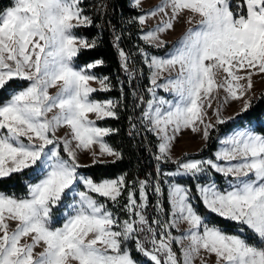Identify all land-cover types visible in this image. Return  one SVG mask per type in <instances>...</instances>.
Segmentation results:
<instances>
[{
    "label": "snow or ice",
    "instance_id": "obj_1",
    "mask_svg": "<svg viewBox=\"0 0 264 264\" xmlns=\"http://www.w3.org/2000/svg\"><path fill=\"white\" fill-rule=\"evenodd\" d=\"M82 4L12 0L0 11V179L19 174L26 188L21 195L0 191V264H264V128L249 122L218 137L212 157L173 156L185 130L207 145L217 125L252 106V77L264 74V0H160L128 22L139 25L145 45L167 49L163 55L138 45L126 51L122 31L108 22L133 88L132 108L139 109L128 116L127 134L155 138L148 150L156 164L154 176L123 172L99 181L81 173L88 166L79 156L90 154L93 165L123 161V150L107 139L120 129L97 121L119 120L127 97L119 77L120 99L92 96L114 85L93 71L102 58L77 63L98 47L104 29ZM131 6L140 9L141 0ZM185 17L188 27L169 47L162 35ZM92 26L101 30L97 36L77 34ZM137 56L149 73L147 99L133 86L143 75ZM233 101L242 107L224 117ZM168 163L175 169L164 171ZM185 179L195 181V192Z\"/></svg>",
    "mask_w": 264,
    "mask_h": 264
},
{
    "label": "trees",
    "instance_id": "obj_2",
    "mask_svg": "<svg viewBox=\"0 0 264 264\" xmlns=\"http://www.w3.org/2000/svg\"><path fill=\"white\" fill-rule=\"evenodd\" d=\"M86 0H83L82 6H86ZM238 0H234V3ZM12 4V0H0V11L6 9ZM85 13L93 17L95 23L103 24L104 29L102 31L101 43L93 50H85L81 55L78 64H83L84 62H91L95 59L102 58L104 60L103 66H98L93 71L98 76H109L111 82L114 85L113 89L110 92H100L97 91L92 94L93 98L96 100H106L113 99L117 100L121 97V86L117 82V77L123 82V92L126 95L127 99L122 102L121 107L118 109L120 119H106L102 121H97V124L101 127H112L120 129L118 134L112 135L107 138L108 143L114 147L120 148L124 152V159L121 162L105 163V164H95L92 162L85 164L88 167L81 168L80 171L82 174L91 176L97 181L104 178H114L120 175L123 172L130 173L129 179H132L135 176L144 178L146 174L152 173L155 175V164L156 162L152 158L151 152L148 150L150 146L153 150L155 148V138L151 134H145L141 132L134 140L130 139L128 136V116L138 115L139 109L132 108V91L133 88L129 87L128 81L123 72L120 71L119 61L116 53V49L112 44V34L111 28L108 25V22L111 21V24L116 26V31L123 33L120 46L126 51L135 52L136 46L144 47L151 54L163 55L164 51L167 49H155L150 48L144 44L142 40L139 39L140 27L135 23H129L133 17L138 16L141 9H136L131 6L130 0H107L104 11L100 15H92L90 9L84 8ZM106 12V14H105ZM101 30L92 26L88 29H79L77 30L78 35H84L88 38L97 36ZM173 42H168V46L171 47ZM137 68H142L143 75H138L137 79L133 82V86L138 87L141 94L145 98H150L145 89L149 86L148 84V69L142 64L140 58L136 57ZM159 94H162L159 91ZM126 105V107H125ZM235 116V115H234ZM255 127L257 131H260L264 128V89L258 91V93L252 97V106L246 112L241 113L235 120H227L225 124L217 125L216 129L211 131L210 139L207 142V145L204 144L199 148L197 152L188 154L191 158H208L212 157V154L217 148L218 137H221L232 130H235L237 127L249 126ZM183 156V155H182ZM180 156V157H182ZM163 170H174L175 165L168 163L162 166ZM24 177L19 174H14L12 178L0 179V191H5L9 194L15 193L16 195H21L26 191V188L23 183ZM218 180L223 184V178L218 177ZM187 186H190L195 192V181H188L185 179L183 181ZM166 195V194H165ZM126 197V193H125ZM102 199V198H101ZM123 200V198H122ZM165 206L167 202L165 200ZM199 210L201 213H204V208L202 204H198ZM121 219L125 218L124 213H120ZM212 221H219L222 227H225L228 231H232L231 223L225 222L215 215H210L209 217ZM137 255L136 253H133Z\"/></svg>",
    "mask_w": 264,
    "mask_h": 264
},
{
    "label": "rangeland",
    "instance_id": "obj_3",
    "mask_svg": "<svg viewBox=\"0 0 264 264\" xmlns=\"http://www.w3.org/2000/svg\"><path fill=\"white\" fill-rule=\"evenodd\" d=\"M86 1H87L86 6H84V8L88 7L90 9L92 15H100L104 11L107 0H86ZM131 2H132V0H130V4H131ZM159 2H160V0H141V8L140 9L143 11H147L148 9L157 5ZM101 6H104V8L102 9ZM197 19H198V17H197ZM158 21H159V17L149 19L147 21V24L145 25L144 31H147L148 29L153 28L158 23ZM187 27H188V24L186 23V17H185L184 19H181V21L179 23L176 24L174 31H169V32L163 34L162 38L165 39L167 42H175V40L182 35L183 31L186 30ZM164 75L167 76L168 74L165 73ZM173 75H174V73H173ZM92 86L98 87V85H96V84H92ZM50 91H52L54 93L55 89H51ZM160 91L163 94V91L162 90H160ZM257 93L252 95V97H254ZM220 96L221 97L223 96V92L220 93ZM241 107H242V101L241 102H235V101L230 102L229 104H227L223 107L222 115L224 117H233L234 114L239 112ZM89 118L95 119L94 115H92V114H89ZM211 119H212V122L214 123L215 118L212 117ZM65 131H66V129H61L57 134L59 136H63L65 134ZM96 150H98V148ZM79 162L82 165L91 163L92 159H91L90 154H88L86 152L81 153L79 156ZM164 171H172V170H164Z\"/></svg>",
    "mask_w": 264,
    "mask_h": 264
},
{
    "label": "crops",
    "instance_id": "obj_4",
    "mask_svg": "<svg viewBox=\"0 0 264 264\" xmlns=\"http://www.w3.org/2000/svg\"><path fill=\"white\" fill-rule=\"evenodd\" d=\"M241 74H243V72H241ZM252 81H253L252 95L257 93L259 90L264 89V74L256 73L255 75H253ZM161 95H165L166 97L171 98L170 96H168V94L164 92ZM215 105H216V102L214 101L213 108L215 107ZM208 117L210 118L213 117L212 109H208ZM203 144H204V141L201 139V135L199 133H193L191 130H185L182 133V135H180L178 139L176 140V142L174 143L173 156L180 157L184 155V153L190 154V153L197 152ZM211 259L214 260V257ZM195 264H199V260H197Z\"/></svg>",
    "mask_w": 264,
    "mask_h": 264
}]
</instances>
